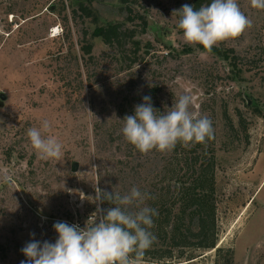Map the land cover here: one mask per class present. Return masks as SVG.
<instances>
[{"label": "rangeland", "instance_id": "rangeland-1", "mask_svg": "<svg viewBox=\"0 0 264 264\" xmlns=\"http://www.w3.org/2000/svg\"><path fill=\"white\" fill-rule=\"evenodd\" d=\"M132 1L146 27L128 22L119 0H93L92 6L98 26L124 24L138 47L128 39L124 47H110L92 38L96 25L81 13L74 17L73 0H0V94L6 95L0 108V264H21V248L32 234L55 242V222L84 228L98 207H111L94 200L97 183L120 194L135 186L149 194L145 205L177 210L178 192L191 176L189 159L212 155L222 252L192 247L176 250L172 259L142 262L264 264V7L237 0L251 26L213 47L234 51L243 70L238 76L212 50L184 41L172 13L189 0ZM182 94L192 97L197 117L211 120L210 140L146 154L127 142L120 120L134 114L143 96L163 112ZM44 121L49 128L43 135L63 146L58 160L41 159L26 136ZM155 224L150 231L159 247L146 251L160 256L166 235Z\"/></svg>", "mask_w": 264, "mask_h": 264}, {"label": "clouds", "instance_id": "clouds-1", "mask_svg": "<svg viewBox=\"0 0 264 264\" xmlns=\"http://www.w3.org/2000/svg\"><path fill=\"white\" fill-rule=\"evenodd\" d=\"M251 3L264 7V0H251ZM177 14V28L184 41L206 50L238 37L251 26L237 0H210L199 8L184 4L179 10H173L172 16ZM142 100L134 106L133 115L120 120L124 138L140 153L152 150L163 153L171 151L178 143L190 146L213 137L211 120L193 113L190 95H180L172 107L163 112L154 108L150 96L145 95ZM48 128L49 123L44 121L40 128H29L26 136L41 159L58 160L63 146L55 137L43 135ZM97 185L96 203L108 202L112 206L106 210L98 207L84 228L64 221L55 222V242L37 240L32 234L33 238L21 248L26 257L21 264H142L145 251L155 241L150 229L153 218L158 215L155 208L145 205L149 194L135 186L120 194L102 190Z\"/></svg>", "mask_w": 264, "mask_h": 264}, {"label": "trees", "instance_id": "trees-1", "mask_svg": "<svg viewBox=\"0 0 264 264\" xmlns=\"http://www.w3.org/2000/svg\"><path fill=\"white\" fill-rule=\"evenodd\" d=\"M77 9H73V15L76 17L81 13L82 17L90 19L92 24L96 25L92 34V38H100L107 46L124 47L127 43L123 40L128 39V43L138 47L139 42L134 41L135 33L129 29H125L124 24H110L108 26H98V13L94 10L93 0H73ZM210 0H189L188 4L199 8L203 4L209 3ZM127 21L133 22L135 19L140 20L144 27L147 25L146 18L137 11V3L132 0H119ZM86 55H90L92 45L83 47ZM214 54L230 63L232 72H236L241 76L242 69H238V58L234 56L233 50L225 52L218 49H211ZM225 120L229 127L233 129L226 112H224ZM239 125L245 129L246 123L243 116L238 112ZM248 141V140H247ZM191 154H196V149L190 151ZM190 154V153H189ZM200 156H194L189 159L192 161V167L187 168L191 172L190 179L185 182L182 189L179 190L180 202L178 209L175 208L164 212L162 209L158 215L154 217L155 226L160 230V236L166 235L164 255L158 256L157 253L145 251L144 258H152L161 261L163 259H172L176 250H183L195 247L201 250H214L218 243L217 237V208H216V188H215V157L212 155L210 159H199ZM186 164L187 161L185 160ZM175 209V211H174ZM183 223V227H177ZM164 225V227H163ZM165 228V229H163ZM165 230L166 233L164 232ZM159 245L153 244V248H158ZM162 247V248H163ZM222 249H217V253H221Z\"/></svg>", "mask_w": 264, "mask_h": 264}, {"label": "water", "instance_id": "water-1", "mask_svg": "<svg viewBox=\"0 0 264 264\" xmlns=\"http://www.w3.org/2000/svg\"><path fill=\"white\" fill-rule=\"evenodd\" d=\"M5 101H6V95L3 94V93H1L0 94V108H3L4 107ZM72 171L73 172H76L77 171V163H74L72 165ZM215 249H217V247Z\"/></svg>", "mask_w": 264, "mask_h": 264}, {"label": "built area", "instance_id": "built-area-1", "mask_svg": "<svg viewBox=\"0 0 264 264\" xmlns=\"http://www.w3.org/2000/svg\"><path fill=\"white\" fill-rule=\"evenodd\" d=\"M142 264H145L144 262H142Z\"/></svg>", "mask_w": 264, "mask_h": 264}, {"label": "crops", "instance_id": "crops-1", "mask_svg": "<svg viewBox=\"0 0 264 264\" xmlns=\"http://www.w3.org/2000/svg\"><path fill=\"white\" fill-rule=\"evenodd\" d=\"M263 185H264V184H262L261 186H263ZM261 186H260V187H261Z\"/></svg>", "mask_w": 264, "mask_h": 264}]
</instances>
